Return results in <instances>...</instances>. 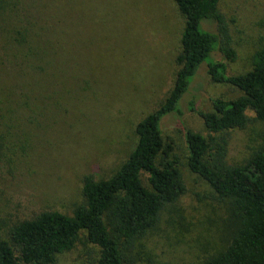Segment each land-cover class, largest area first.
<instances>
[{
	"label": "rangeland",
	"instance_id": "obj_1",
	"mask_svg": "<svg viewBox=\"0 0 264 264\" xmlns=\"http://www.w3.org/2000/svg\"><path fill=\"white\" fill-rule=\"evenodd\" d=\"M70 4H79L71 13L80 12L85 23L92 24L90 46L96 38L109 40L103 49L94 47L96 64L111 63L92 64L87 67L90 74L74 67L62 75L36 58L38 69H26L23 88L10 65L0 69L4 141L0 143V236L11 222L46 209L70 212L83 201L84 175L106 177L121 164L136 143V122L154 111L175 83L185 18L173 0H71ZM220 7L238 52L236 60L228 62V71H247L264 40V0H221ZM48 13L52 15L54 9ZM11 35L7 24L0 25L2 46L12 42ZM214 57L222 58L218 52ZM208 67L202 64L184 96L183 114L169 116L162 124L166 142L173 144L181 160L187 191L162 210L158 225L136 243L134 264H203L230 239L227 204L214 199L207 181L187 166L185 130L208 134L192 103L205 111L212 97L233 99L242 93L230 84L214 82ZM247 113L252 118L248 125L231 132L227 160L232 164L245 162L264 141V120ZM84 242L61 254L55 264H89L88 252L95 247Z\"/></svg>",
	"mask_w": 264,
	"mask_h": 264
},
{
	"label": "trees",
	"instance_id": "obj_2",
	"mask_svg": "<svg viewBox=\"0 0 264 264\" xmlns=\"http://www.w3.org/2000/svg\"><path fill=\"white\" fill-rule=\"evenodd\" d=\"M70 1L0 0V25L13 31L12 42L0 44V69L10 65L22 88L27 70L38 69L36 58L62 75L74 67L90 74L87 67L96 64L94 47L103 49L109 42L106 37L92 38L89 45L92 24L85 23L80 12L71 13L79 4ZM173 1L185 18L175 83L166 99L136 122L132 151L109 176L84 175V200L70 212L46 209L9 223L5 236H0V264H55L84 240L95 247L88 252L89 264H134L136 243L158 225L162 210L187 191L181 160L173 144L166 142L162 124L169 116L183 114L182 100L205 62L214 82L242 93L233 99L212 97L205 111L193 102L191 108L203 117L208 134L185 130L187 166L207 181L214 199L227 204L231 228L227 244L203 264H264V141L245 162L227 160L231 132L252 119L247 112L264 120V40L252 55L251 69L230 73L228 62L235 61L238 52L221 0ZM51 8L54 13L49 15ZM214 52L222 58L216 59ZM0 139L3 145L2 133Z\"/></svg>",
	"mask_w": 264,
	"mask_h": 264
}]
</instances>
